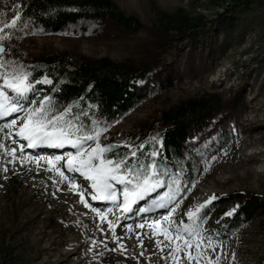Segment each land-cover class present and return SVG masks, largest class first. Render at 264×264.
Listing matches in <instances>:
<instances>
[{
	"label": "rangeland",
	"instance_id": "obj_1",
	"mask_svg": "<svg viewBox=\"0 0 264 264\" xmlns=\"http://www.w3.org/2000/svg\"><path fill=\"white\" fill-rule=\"evenodd\" d=\"M112 1L139 21L138 31L110 20L82 21L60 34L28 26L14 37L13 46L31 59L67 52L90 61L150 64L147 76L135 83V91L146 98L111 127L101 126L105 130L99 143L141 132L183 100L211 93L221 97L224 111L185 143L194 172L176 197L180 203L170 218L173 230L187 218L184 214L189 208L195 210L210 195H223L227 202L222 209L232 213L239 206L234 193L264 194V0L236 11L227 6L230 0ZM179 10L200 17L201 30L190 34L162 31L163 17ZM226 15L234 20L230 28L222 25ZM0 63L5 64L0 72L20 65L8 57H1ZM30 100L37 101V96ZM15 140L6 124L0 123V143L5 146L0 147V264H23L33 256L42 262L52 254L62 260L72 248L78 251L67 264H196L184 250L173 252L160 229L148 227L150 222L143 229L140 224L133 228L127 224L119 234L114 222V228H109L105 219L80 204L77 188L73 190L55 171L56 167L65 171L67 157L59 155L63 159L51 166L46 159H27L38 156L23 153L21 142ZM128 145L135 148L134 143ZM6 148L17 149L16 160ZM254 151L261 153L253 159L238 157ZM19 157L26 162L21 163ZM201 226L213 247L202 245L199 264H260L264 257V216L255 217L226 241L213 231V214ZM169 253L181 259L176 261Z\"/></svg>",
	"mask_w": 264,
	"mask_h": 264
},
{
	"label": "trees",
	"instance_id": "obj_2",
	"mask_svg": "<svg viewBox=\"0 0 264 264\" xmlns=\"http://www.w3.org/2000/svg\"><path fill=\"white\" fill-rule=\"evenodd\" d=\"M257 1L230 0L227 6L236 11L247 9ZM17 3L21 5L19 8L14 7ZM15 11L21 12L22 22L14 29H5L9 36L3 40L6 51L1 57L22 64L32 83L49 79L51 84L48 86L35 83L34 92L39 100L49 96L56 110L70 106L69 116L77 126L88 130L96 125L111 127L146 98V95L135 91V83L150 71V64L145 61L141 64L117 63L109 59L90 61L67 52L31 59L17 52L13 46L14 37L28 26L60 34L82 21L110 20L118 27L138 31L141 28L139 21L125 14L112 0H0V21L7 22ZM233 23L228 15L222 20V25L229 28ZM203 25L200 17L179 10L163 17L161 30L190 34L201 30ZM164 60L167 61L166 58ZM222 111L223 100L216 93L189 98L163 111L155 123L141 132L123 138L103 139L101 144L112 145L108 155H115L119 161L120 157L128 154L127 144L134 143L135 148L131 150L137 155L131 158L129 166L143 171L139 165L154 164L164 178L167 191L172 194L177 190L181 192L191 182L194 172L192 159L184 151L185 143L193 133L204 131ZM142 144L143 148L140 147ZM153 151L159 155L151 156ZM233 196L237 197L239 206L231 215H225L222 209L227 202L223 195H217L216 200L201 209L208 212L204 220L214 215L213 231L223 241L255 217L264 216V194L237 192ZM185 222H189L188 218ZM260 264H264V257Z\"/></svg>",
	"mask_w": 264,
	"mask_h": 264
},
{
	"label": "snow or ice",
	"instance_id": "obj_3",
	"mask_svg": "<svg viewBox=\"0 0 264 264\" xmlns=\"http://www.w3.org/2000/svg\"><path fill=\"white\" fill-rule=\"evenodd\" d=\"M20 6V3L14 5L15 8H19ZM20 22H22L20 11H15L7 22L0 21V41L5 40L9 36V33L5 29H14ZM4 51L5 44L0 43V53ZM3 68H5V64L0 63V69ZM0 76H2L3 81L0 84V116L7 115L10 112L23 111L24 113L22 122L19 125H17L16 119H12L7 127L17 128L19 135L27 140L31 147H34L37 143L50 144L58 147L69 144L76 149L74 152L64 154L67 157L65 163L68 171L80 172L86 180L91 181L90 187L93 190L91 191L92 200H119V192L121 190L114 183L118 182L124 186L122 189L123 202L120 203V207L127 211L130 203L134 199H139L162 184L164 178L154 171V164L139 165V168L143 169V171L133 169L129 166L131 158H135L137 155L136 152L131 150V145L127 146L129 149L128 154L120 157L119 161H117L115 155H108L111 152L112 145H102L99 143L100 134L105 129L99 125L94 126L91 130L77 126V124H74L73 118L69 116L72 110L70 106L64 107L62 110H56L51 104V98L47 95L43 96L38 102L29 100V93L32 91V82L30 80V74L22 64L13 65L9 71L0 74ZM26 100H28V103H24ZM89 142H92L94 146H90ZM119 143L123 144V141ZM0 147L5 146L0 143ZM140 147L143 148L144 145L142 144ZM5 150L13 154V160L17 159L15 155L17 152L16 148H6ZM158 155L159 153L157 151L151 153L153 157ZM19 159L21 163L26 162L25 157H19ZM27 159L38 160L39 157H27ZM47 159L51 166L53 161H60L63 157L57 155L55 157H48ZM5 171H7L6 168ZM55 171L63 179H68L61 168L56 167ZM68 182L73 190L77 188L74 181L69 180ZM178 195L179 190L173 194H166L167 202L164 197H157L150 202L149 206L161 208L171 204V209L168 212V217L171 218L176 208L179 207L180 202L176 199ZM215 198V195H210L195 210L189 208L184 214L189 222L186 223L184 220L178 221L174 230L171 219H169L168 227L161 226L159 220L153 221L149 227L160 229L165 239L171 242L173 252L184 250V254L190 262L195 260L196 264H199L202 256V245L206 248L213 247L211 237H205L203 235L207 230L202 228L201 221L205 219L208 212L201 211V209L209 205ZM80 201L91 208L102 220L107 219L104 211L88 204L85 200L83 190L80 191ZM145 210L146 208L140 209V211ZM108 211H111V209ZM232 211H235V208ZM225 215H231V211L225 213ZM108 227L114 228L111 220H108ZM140 227L143 226L141 225ZM100 230L103 231V229ZM153 235H156V232H153ZM159 244L160 241L157 240V245ZM193 247L196 249L195 253L190 251ZM168 255L176 261L181 259L180 256L173 255V253H169ZM232 258H235L234 253L232 254ZM209 264H211V261H209Z\"/></svg>",
	"mask_w": 264,
	"mask_h": 264
},
{
	"label": "bare ground",
	"instance_id": "obj_4",
	"mask_svg": "<svg viewBox=\"0 0 264 264\" xmlns=\"http://www.w3.org/2000/svg\"><path fill=\"white\" fill-rule=\"evenodd\" d=\"M4 72H0V74H3ZM3 82H2V80L0 79V84H2ZM20 116H18L17 117V119L19 118ZM262 120V119H261ZM12 134V133H11ZM16 140L18 141L19 139L18 138H16ZM15 140V141H16ZM241 140H244V139H241ZM14 141V142H15ZM19 142H21L20 144H22V141L21 140H19ZM256 142V141H255ZM246 146V145H245ZM244 147V145L242 144L240 147H239V149L240 148H243ZM239 151V150H238ZM259 153H261L260 151H254V152H251L249 155H247V154H241V155H239L238 157L239 158H244V157H246V156H248V157H252V159L255 157V155L256 154H259ZM251 158H248L247 160H250ZM241 160V159H240ZM255 160H256V158H255ZM65 175L68 177V179L67 180H65V179H63V180H65L66 182H68L69 180H71V181H74V180H76L79 184H77V191H76V197H77V200L80 202V204L82 205V202L80 201V191L81 190H83L84 191V193H85V199L86 198H88L89 196H88V194L90 193L89 192V190H90V188L88 187L89 186V184H88V182L80 175V173L79 172H75V171H68V169L66 168L65 169ZM68 191V190H67ZM88 191V192H87ZM87 192V193H86ZM66 193V192H65ZM78 202V203H79ZM100 202H98V201H95L94 202V204H99ZM84 204V203H83ZM104 205H108L109 203L107 202V203H103ZM85 207V206H84ZM89 208V207H88ZM122 213V209L121 210H119V212H116V213H114L112 216H109L107 219H105L106 220V222H107V224H108V220H111L112 222L114 221V219H115V217L117 216V215H119V214H121ZM126 213H123L122 214V216L123 215H125ZM128 224H130V223H128ZM133 224H137V223H133ZM127 225V222L124 220V221H122L119 225H118V229L119 230H117V233L119 234L120 233V229L123 227V226H126ZM149 225V224H148ZM134 226L132 225L130 228H133ZM132 230V229H131ZM140 231H142V230H140ZM14 248H16V245L14 246ZM77 251H78V248H72L69 252H67V253H65V255L63 256V259L62 260H60V259H54L55 258V255H51L47 260H45V261H40L39 260V256H33V257H31V258H28V260L27 261H25L23 264H59V263H64V264H67V263H69L70 261H71V259H72V257L75 255V254H77ZM54 259V260H53Z\"/></svg>",
	"mask_w": 264,
	"mask_h": 264
},
{
	"label": "water",
	"instance_id": "obj_5",
	"mask_svg": "<svg viewBox=\"0 0 264 264\" xmlns=\"http://www.w3.org/2000/svg\"><path fill=\"white\" fill-rule=\"evenodd\" d=\"M5 50H6V47H5ZM2 53H3V52H2ZM2 53H0V55H1Z\"/></svg>",
	"mask_w": 264,
	"mask_h": 264
}]
</instances>
